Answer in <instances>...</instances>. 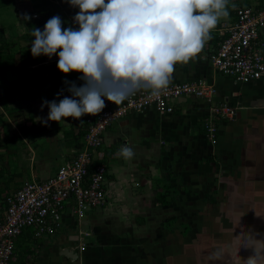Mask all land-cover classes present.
Masks as SVG:
<instances>
[{"label": "crops", "instance_id": "1", "mask_svg": "<svg viewBox=\"0 0 264 264\" xmlns=\"http://www.w3.org/2000/svg\"><path fill=\"white\" fill-rule=\"evenodd\" d=\"M51 2L16 4L15 0H3L0 27L13 38L14 30L26 34L32 26L21 14L51 10L54 15ZM61 17L64 28L79 27L63 13ZM232 17L218 23L200 54L175 66L171 82L207 79L217 86L218 102L239 104L236 116L218 121L216 145L205 136L209 105L203 99L182 98L173 114L149 107L111 125L105 133L107 202L82 225L90 235L85 236L87 246L80 251L79 264H237L254 255V246L246 244H255L264 258V106L250 104L264 98V77L240 84L216 72L202 58L217 45V29ZM39 59L43 61L38 65L24 66L17 61L0 72L5 76L3 90L13 91L16 105H21L33 121L20 135L34 152L32 167L47 172L40 178L46 179L73 157L75 136L86 127L87 115L74 123L67 118L60 123L49 121L50 126L44 129L38 127L43 123L37 118H47L49 112L48 107L41 110L43 100L59 102L56 87L60 80L77 86L84 83L79 79L82 73H62L58 60L47 62L44 55ZM65 96L71 97V93L67 91ZM125 144L135 148L134 159L117 155ZM55 160L63 163L52 174ZM32 175L33 170L26 179ZM163 193L167 196L162 197ZM163 198L167 202L161 203ZM65 221L63 231L35 239L31 249L18 251L19 238L12 264H76L60 255L62 249L77 248L78 243L72 211ZM153 230L157 237L149 236Z\"/></svg>", "mask_w": 264, "mask_h": 264}, {"label": "clouds", "instance_id": "2", "mask_svg": "<svg viewBox=\"0 0 264 264\" xmlns=\"http://www.w3.org/2000/svg\"><path fill=\"white\" fill-rule=\"evenodd\" d=\"M79 8L73 21L79 27H63L56 15L33 28L31 53L51 58L58 55V69L68 75L82 73L84 83L65 81L71 97L58 92L57 99L43 100L45 126L67 118L97 116L105 100L120 105L139 92L159 97L170 85L177 64L188 63L202 52L218 23L229 17L231 0H66ZM25 20L31 17L25 14ZM132 160L137 153L125 144L117 153ZM254 255L237 264H264Z\"/></svg>", "mask_w": 264, "mask_h": 264}, {"label": "built area", "instance_id": "3", "mask_svg": "<svg viewBox=\"0 0 264 264\" xmlns=\"http://www.w3.org/2000/svg\"><path fill=\"white\" fill-rule=\"evenodd\" d=\"M235 16L217 30L220 40L203 53L214 70L236 82L248 83L264 76V0L245 2L235 9ZM34 17H39L34 14ZM217 86L207 79L171 82L159 97L139 92L120 105L105 100L106 107L97 116L87 115V132L82 145L71 150L54 176L39 179L32 175L24 183L4 195L0 216V264L15 260L17 240L27 235L33 239L53 237L65 228L69 211L76 217L80 251L86 249L82 229L88 215L107 202L108 165L105 162V133L118 120L136 111L155 107L162 113L173 114L182 98L207 101L209 114L204 121L205 135L218 142V121L233 119L238 105L218 102Z\"/></svg>", "mask_w": 264, "mask_h": 264}, {"label": "trees", "instance_id": "4", "mask_svg": "<svg viewBox=\"0 0 264 264\" xmlns=\"http://www.w3.org/2000/svg\"><path fill=\"white\" fill-rule=\"evenodd\" d=\"M2 1L3 0H0V5L2 4ZM55 1L60 4L61 8L63 9L62 12H64L66 15H68L72 19L76 15V13L79 12V8H74V7L70 6V4L68 2H66V0H55ZM244 2H245L244 0L239 1L237 5H242V4H244ZM237 5H236V7H237ZM236 7H235V9H236ZM235 9H232L231 7L229 8L230 16H233V17L235 16V14H236ZM25 14H27L28 16L31 17L30 20H27V23H29L28 25L32 26V28H30L28 33L18 34V37L16 36V38H13V37H11V35L6 33V31L3 27H0V70H3L4 66H5V68L14 67L17 61H19L20 63H23L24 66H26V65L27 66L28 65H31V66L38 65L39 63H41L43 61V60L39 59V57H34L31 53V50H30L31 41L34 39V37H32V35H31V31L33 30V28H39V29L43 30L44 25L46 24V22L50 18L53 17V14L51 13V10H49V11H28V12L22 13L21 15L23 17H25ZM34 14H38L39 17H34ZM219 40H220V37H219ZM216 44H217V42H216ZM17 46H18V48H19V46H21L20 47V53H18L19 55H21L20 60H17L18 54H16L14 51H12ZM29 55H32V56H29ZM65 81H67V80H60L57 83V87H56V88H58V92H60L62 89L64 90L63 95H62V99L65 96V93L67 92V88H68V85L65 83ZM0 100H1V103H2L4 110L7 112V115H8V119H7L4 115V112L0 109V126H3L5 128L10 127L11 126L10 117H14L15 112H17V111H19L18 113L20 114L21 105H18V106L16 105L13 91H6V92L0 91ZM11 105L13 107H11ZM82 118L80 120H82ZM69 119L71 120L72 123H74L76 121V119H73V118H69ZM83 124H86V123H83ZM86 130H87V127H85V128L83 127L82 129H80L79 133L75 136V139H76L75 146L76 147H80L82 145L81 140H82L83 136L85 135V133L87 132ZM5 143H6L5 149L7 150V155L9 157L17 156L20 151H24L26 153H29L28 147L25 146L26 142L23 140V137L19 134L10 136L9 138H7ZM3 163L0 162V165H2ZM3 166H1V169H0V179L5 177V175H6L5 172H8V171L11 172L10 168H8L7 166H4L5 167L4 168ZM2 168H4V169H2ZM25 168H27V167H25ZM12 176H15V175H12ZM19 176H21V175H19ZM10 180L11 179L7 180L6 182H3L2 186H0V207H1V209H2L3 205L5 204L4 195L13 191V190H16L17 186L23 181V180H19V181H11L10 182ZM165 194L163 193L162 197H166L167 195H165ZM174 199L175 198H172V200H174ZM160 202L164 203L167 201H165V199L163 198V200H161Z\"/></svg>", "mask_w": 264, "mask_h": 264}, {"label": "rangeland", "instance_id": "5", "mask_svg": "<svg viewBox=\"0 0 264 264\" xmlns=\"http://www.w3.org/2000/svg\"><path fill=\"white\" fill-rule=\"evenodd\" d=\"M35 1H38V0H35ZM237 1H239V0H231V3H234L235 5H237L238 4ZM240 1H243V0H240ZM244 1L245 2H248L249 4H254V0H244ZM15 2H16V4H19V3H21V4H27L29 2V0H15ZM51 3H52V5H54L53 6L54 9L52 11H56V13L53 16H56V15L59 14L60 17H61V15L63 13L67 19L70 18L68 15H66L64 12H62L63 9L61 8V6H60V4L58 2H56L55 0H52ZM0 13H1L0 16H3L4 15L2 13V10L1 9H0ZM62 18L63 17H61V19ZM225 19H222L221 21H223ZM71 20H73V19L71 18ZM12 33H13L12 35L15 34L18 37V34L16 33L15 30L12 31ZM20 47L21 46H19V48L16 47L12 51H14L16 54L17 53H20ZM30 50H31V48H30ZM20 58H21V55L18 54L17 55V60H20ZM4 77H5L4 76V73L0 72V91H3V92H4V90H3L2 82L4 81ZM34 101H35L34 103L36 104V100H34ZM38 102H39V100H38ZM12 105H11V107H13ZM27 106L28 105H26V107ZM0 109L4 112L5 117L8 119L7 112L4 110V108L2 106L1 100H0ZM20 109H21L20 114L18 113L19 111H17V112H15L14 117H10V121H11V126L10 127H6L5 128L3 126H0V162L1 163L4 162L2 165H0V169H1V166L4 165V166H7L8 168H10V170H11V172H9V171L8 172H5V174H6V175L4 174L5 177L0 179V186H2V183L3 182H6L9 179H11L10 182L11 181H19V180H23L24 181L26 178H28L30 176L32 170H33V174L35 175V177L36 178H39V179L42 178V177H46L48 175V173L47 172H43L40 167H38V166H37V168L36 167H34V168L32 167L31 157L34 156V152H32L31 150H29V153H26L24 151H20L17 156H13V157H9L7 155V150L5 149V144H6L5 141L7 140V138H9L10 136H13V135H17V134L20 135V133L23 135L24 128L26 129V127L32 126V123H31L32 120L29 119V114H27V113L25 114V109L22 106L20 107ZM38 127L40 129L41 128L44 129L47 126H45L44 124H39ZM32 132H33V136L35 138L36 137V132H34V131H32ZM28 142L30 143L31 141H28ZM62 163H63L62 160H60V161L55 160L54 161L55 166L52 167L51 173L52 174L55 173L56 170L58 169L59 165L62 164ZM25 167H27V168H25ZM46 167L47 166H42L43 169H47ZM4 168H2V169H4ZM151 171L154 174L156 172L155 169H152ZM12 175H15V176H12ZM19 175H21V176H19ZM1 213H2V209L0 207V216H2ZM172 223H173V221H172ZM154 233H155V230H153V232L150 231L149 232V236L151 235V236H153V238H154V236L157 237V234L154 235ZM72 237H74V236H72ZM34 241H35V239L29 238L28 236H26V234L23 235L22 237H20V241L18 242V249H19L18 251H20L22 249H26V248L31 249L32 246H33V244H34ZM194 258L195 257H192L191 259H194ZM76 264H79V262H76Z\"/></svg>", "mask_w": 264, "mask_h": 264}, {"label": "water", "instance_id": "6", "mask_svg": "<svg viewBox=\"0 0 264 264\" xmlns=\"http://www.w3.org/2000/svg\"><path fill=\"white\" fill-rule=\"evenodd\" d=\"M58 59H59V56L58 55H54L51 58H49V57L46 56V61L47 62L57 61ZM260 79H258V80H260ZM237 83H240V82H237ZM248 83H250V82H248ZM245 84H247V83H245ZM250 104H251V106H260V105L264 106V98H262V99H256V100L252 101ZM60 255L68 258L69 260H71L72 262H75V263L81 260L80 259V250L77 249V248H69V247H66V248H64V249H62L60 251Z\"/></svg>", "mask_w": 264, "mask_h": 264}]
</instances>
